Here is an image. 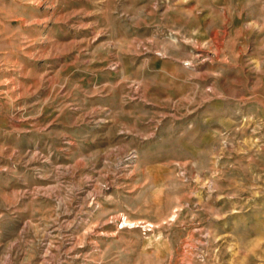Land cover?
Here are the masks:
<instances>
[{
	"label": "rangeland",
	"instance_id": "rangeland-1",
	"mask_svg": "<svg viewBox=\"0 0 264 264\" xmlns=\"http://www.w3.org/2000/svg\"><path fill=\"white\" fill-rule=\"evenodd\" d=\"M0 264H264V0H0Z\"/></svg>",
	"mask_w": 264,
	"mask_h": 264
}]
</instances>
